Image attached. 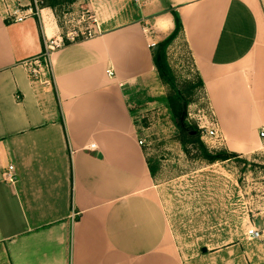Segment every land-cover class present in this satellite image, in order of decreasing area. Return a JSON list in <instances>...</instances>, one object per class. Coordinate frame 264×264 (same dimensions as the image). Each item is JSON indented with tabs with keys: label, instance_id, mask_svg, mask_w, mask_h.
I'll return each instance as SVG.
<instances>
[{
	"label": "crops",
	"instance_id": "1",
	"mask_svg": "<svg viewBox=\"0 0 264 264\" xmlns=\"http://www.w3.org/2000/svg\"><path fill=\"white\" fill-rule=\"evenodd\" d=\"M111 1L96 13L108 28L54 49L42 81L24 61L56 36L51 12L15 22L0 12V175L16 173L13 184L0 176V264H183L125 98L154 76L141 21L160 5L159 30L170 10L179 18L219 146L248 154L264 140V0H147L134 16ZM249 240L264 264V235ZM224 244L213 254L241 239Z\"/></svg>",
	"mask_w": 264,
	"mask_h": 264
},
{
	"label": "rangeland",
	"instance_id": "2",
	"mask_svg": "<svg viewBox=\"0 0 264 264\" xmlns=\"http://www.w3.org/2000/svg\"><path fill=\"white\" fill-rule=\"evenodd\" d=\"M45 1L0 0L3 15L13 10L23 14L28 8L36 14L43 9L48 15L51 12L56 23L58 32L49 38L52 49L45 53L43 45L42 53L31 64L36 70L35 81L48 79V56L54 49L108 28L95 23L99 21L96 13L114 5L111 0H95L94 6L86 0H56L49 8ZM122 1L134 16L147 0ZM164 9L160 5L141 21L145 33L152 37L150 41H154L150 49L172 33L163 50L164 77L161 80L154 72L148 85L131 86L125 93L136 135L143 141L141 147L153 172L154 195L183 264H244L243 259L247 264H256L261 242L247 239L245 229L252 225L264 235V140L253 152L226 160L208 161L201 157L199 143L210 154L230 152L222 146H211L200 137L196 123L206 104L200 79L182 28L174 29L172 15L167 29L156 27V21H164ZM96 25L98 31H94ZM180 107L185 113L182 121L176 109ZM189 127H194L193 134L197 131V141L184 138L182 128ZM237 237L241 239L235 249L237 254H213L211 249L223 248L226 241ZM202 245L207 247L203 254L199 251ZM240 251L247 254L242 260Z\"/></svg>",
	"mask_w": 264,
	"mask_h": 264
},
{
	"label": "built area",
	"instance_id": "3",
	"mask_svg": "<svg viewBox=\"0 0 264 264\" xmlns=\"http://www.w3.org/2000/svg\"><path fill=\"white\" fill-rule=\"evenodd\" d=\"M32 14L33 13H31L30 8L24 10L23 14H20V12L13 10L12 12L5 13V19H7L8 21L15 22V21H20L27 16H31ZM98 29L99 27L98 25H96L94 31L95 30L98 31ZM149 45L152 46L153 43H150ZM52 47H53V41L49 38H46V40L44 41L45 53L49 49H52ZM36 58L30 59V61H24L26 65L27 74L29 78L32 80L35 77L36 70L31 64H33L32 62H34ZM106 73L107 75H111L110 70H106ZM196 127L198 128L200 137L204 138V140H206L211 146H219L220 136L217 131V125L213 118L211 110L208 107L205 109V111L204 109L201 110L198 123H196ZM258 136L264 139V129L263 128L259 130ZM136 143L139 146L143 145L142 139L138 137L136 139ZM0 176L3 182L8 183V184H13L16 181V173H15L14 166L12 164H8L5 167V169L1 172ZM245 235L249 239H258L261 237V232L258 229H256L254 226L249 225L245 229Z\"/></svg>",
	"mask_w": 264,
	"mask_h": 264
},
{
	"label": "trees",
	"instance_id": "4",
	"mask_svg": "<svg viewBox=\"0 0 264 264\" xmlns=\"http://www.w3.org/2000/svg\"><path fill=\"white\" fill-rule=\"evenodd\" d=\"M45 2H46L45 6L52 8L54 6V4L56 3V0H46ZM170 14L172 15V19H173V23H174V29L179 28L181 26V24H180V21H179L177 14L174 11H171ZM32 15H34V14H32ZM35 19H36V17H35ZM7 21L8 20L5 19V22H7ZM171 34H169L163 40L156 42L154 45L155 47L150 49V57H151L152 65H153L154 70L157 74V77L161 80L164 77V71L166 69L165 59L163 56V50H164V47H165L167 41L169 40ZM42 51H43V49L41 50V52ZM199 83H200V85L202 84L201 81H199ZM180 108L181 109H179V108H176V109H177V114L180 117L179 121H182V118L184 117L185 113H184V109L182 107H180ZM193 129H194V127L182 128L184 138H186L187 140H193L194 139L197 141V131H195V133L193 134L191 132V130H193ZM199 152H200L201 157L208 160V161L226 160L230 156H232V157L236 156V153L230 152V154H228L224 151H218V152H214V153L210 154L209 152L206 151L205 147L201 143H199ZM145 161H146V165H147L149 174L152 177L153 176L152 169H151L149 163L147 162V160H145Z\"/></svg>",
	"mask_w": 264,
	"mask_h": 264
},
{
	"label": "water",
	"instance_id": "5",
	"mask_svg": "<svg viewBox=\"0 0 264 264\" xmlns=\"http://www.w3.org/2000/svg\"><path fill=\"white\" fill-rule=\"evenodd\" d=\"M200 251L204 252V251H205V247L202 246V247L200 248Z\"/></svg>",
	"mask_w": 264,
	"mask_h": 264
}]
</instances>
